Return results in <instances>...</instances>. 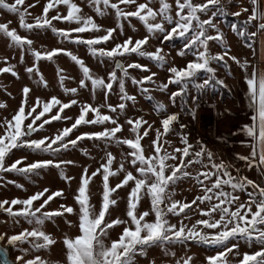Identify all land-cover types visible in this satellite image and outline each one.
I'll list each match as a JSON object with an SVG mask.
<instances>
[{"label": "snow or ice", "instance_id": "1", "mask_svg": "<svg viewBox=\"0 0 264 264\" xmlns=\"http://www.w3.org/2000/svg\"><path fill=\"white\" fill-rule=\"evenodd\" d=\"M250 2V11L243 7L229 12L228 6H235V0H227V4L224 0H47L42 12L33 14L30 9L40 0L33 3L0 0V12L18 20V28L11 27L12 20L0 22V35L6 38L7 46L18 50L16 64L9 63L8 57L2 58L5 66L0 67V74L10 73L20 80L18 66H23L36 88H47L49 82L40 63L53 61L60 54L70 58L79 70L78 77L65 75L63 68L57 70L59 86L69 96L67 101L55 95L42 98L35 95L32 85L25 84L17 108L10 114L0 112V174L36 176L44 170L58 169L60 178L70 186L76 177L68 175L65 168L77 162L63 157L77 148L89 156L88 150L81 146L85 140L103 153L99 166L91 172L89 166L81 165L71 205L60 203L56 209L49 207L55 198H67L65 189L44 188L26 198L0 200V213L6 214L3 224L11 219L13 225H21L23 221L30 226L21 225V230L14 234L0 232V264H141L143 260L156 264L155 258L150 257L151 250H159L161 264H194L193 247H202L206 252L201 264H264V182L240 176L241 169L231 162H217L202 141L190 142V133L185 131L188 126L180 123L181 113H169L163 102L155 101L153 105L161 117L159 127L143 116L127 114L128 102L132 106L137 103V95L129 94L126 87L130 80L138 87L139 95L149 101L155 100L153 91L167 92L169 85H177L178 90L168 94L171 106L175 107L179 98L181 111L186 110L195 118L188 107L191 90L198 94L217 88L231 91L212 66L222 64L231 72L230 60L242 70L250 112L249 123L237 130L244 134L241 144L249 149V154H237V159L245 162V169H255L264 177V67L232 55L230 48L223 47L225 33L219 26L229 15L239 18L242 13L248 14L247 19L231 22L229 27L255 55L257 36L264 44V6L261 0ZM85 8L93 10L95 16L113 18L115 26L98 23L93 15L85 13ZM133 19L145 29L146 34L140 38L126 35L125 24L137 33ZM54 21L67 26L58 28ZM20 30L27 34L21 35ZM49 30L60 43L85 47L104 65L106 75L96 74L71 49L34 47L36 41L31 34ZM120 36L125 39L117 42ZM152 40L158 43L150 51ZM210 41H219L223 50L213 53ZM109 42L111 47L107 46ZM177 42H180L177 55L192 57L182 67L170 62L174 60L171 51ZM133 55L164 69L169 73L167 82L154 89L147 86L157 83L154 79L157 73L147 64L132 59ZM130 69L150 74L138 78ZM67 79L76 81L77 86H65ZM82 91L89 94V100L79 99ZM113 93L117 95V103L110 102ZM98 97L99 101L94 102ZM191 99L195 103L198 95ZM73 106H78L75 117L65 111ZM7 108L6 102H0V109ZM54 121L71 123L55 132H46V126ZM82 126H93L96 130L75 131ZM170 136L179 138L178 145ZM145 137L148 139L142 143ZM113 144L121 148L115 168L117 157L110 150ZM13 150L27 154L13 161ZM32 154L41 158L25 163ZM233 168L236 175L232 174ZM98 175L102 187L97 205L92 201L91 185ZM110 178H117L114 185ZM188 181L195 182L198 194L191 201L186 197L176 199L180 185ZM7 183L24 187L12 180ZM124 188L128 191L121 197L120 190ZM241 194L246 198L242 200ZM121 199L125 202L124 214L114 218L113 212L119 208ZM145 200L149 207L142 210ZM56 219H62L69 232L59 241L64 249L63 261L50 262L37 253L50 251L58 243L45 230L46 223ZM117 226L120 232L113 238ZM5 243L19 253L15 261L9 258Z\"/></svg>", "mask_w": 264, "mask_h": 264}, {"label": "rangeland", "instance_id": "2", "mask_svg": "<svg viewBox=\"0 0 264 264\" xmlns=\"http://www.w3.org/2000/svg\"><path fill=\"white\" fill-rule=\"evenodd\" d=\"M34 0H26V3H33ZM47 2V0H40L39 4H36L35 8L30 9V11L33 14H39L42 12V6ZM79 2V0H77ZM224 2L227 4V0H224ZM247 7L249 11L251 10V2L250 0H235V6H228L229 12H235L240 11L241 8ZM85 13L91 14L94 16V18L97 20L98 23L105 25L107 27H114V19L111 17H98L95 16V13L93 10L89 8L84 9ZM53 14L50 12V15ZM246 13H242L239 18L229 15L226 17V22L220 24L221 30L225 33V40L223 47L233 48L235 51L237 47L241 45L240 40L237 39L235 34L229 33L230 27L229 24L231 22H237L243 21L247 19ZM31 20V17L29 18ZM7 20H12L11 27H17L18 28V20L15 16L8 14L6 12H0V22H6ZM133 23L136 24L137 27V33H133L131 28L125 24V32L126 35H132L134 39L140 38L143 35L146 34L144 27L142 24L135 19H133ZM54 24L58 28H64L67 25L65 23H61L58 21H54ZM232 33V32H231ZM21 35H26L23 30H20ZM214 34V33H213ZM87 35V34H84ZM230 35V36H229ZM31 37L36 41L34 44V47H37L40 50H51L52 48L57 47H63L71 49L75 54L80 56L82 59L85 60L86 64L89 65L93 71L98 75H106L105 67L104 65L99 63L98 58L92 57L87 49L83 46H76L68 43H60L58 38L51 33V31L47 32H39V33H33L31 34ZM230 38V39H229ZM125 39L124 36L119 37V41H122ZM230 40V43H229ZM158 41L152 40L150 41L151 47L148 48V50H154L156 44ZM8 42L6 38H4L2 35H0V67L5 66L3 57H8L9 63L16 64L18 61V50L10 49L8 46ZM41 45L44 46V48H41ZM210 50L213 53L220 52L223 50V47L220 45L219 41H210ZM108 47L112 46V43L109 42L107 45ZM147 47V46H146ZM180 47V42L176 43V47L172 49L171 51V57L174 58V60L170 61L171 63H174L175 66H184L187 59H192L191 56L187 58H181L177 55L176 49ZM165 51H168V45L165 44ZM15 56V59H12V57ZM132 59L138 60L142 64H147L152 72H156L157 76L154 78L156 80V84L147 85L150 88H156L158 84L160 83H166L167 82V76L169 73H167L164 69H160L157 66H155L154 62L149 61L147 59L136 57L135 55L132 56ZM106 63H110L106 61ZM31 64V60L29 59V65ZM230 65V61H229ZM214 68H216V75L219 76V73H222V70L227 73L228 70L225 68L222 64L212 65ZM58 68H63L66 70L65 75L72 76V77H78L79 70L78 66L74 64L68 58L67 56H64L63 54H60L58 58H54L53 61H41L40 63V69L43 73L45 79L49 82V86L47 88H44L43 86H40L39 88H36V85L32 84V81H30L27 78V74L23 70V66H18V71L20 72L21 79L17 80L15 77H12L10 73H4L0 74V102H6L8 105L7 110L0 109V112H3L4 114H10L14 109L17 108L20 99H21V88L25 84H30L34 87L35 95H39L42 98H49L52 95H55L59 97L61 100L67 101L69 99L68 95H65L62 91V89L59 86V76L57 74ZM222 69V70H221ZM133 75H136L138 78L143 75H148L150 73H144L140 70H129ZM65 86L67 87H76L77 82L73 81L72 79H67L65 81ZM115 87V86H114ZM127 90L129 94H135L137 95V103L135 106H132V102L129 103V107L127 109L128 116H135L140 117L143 116L145 119H147L150 123L155 122L154 127H159L160 124V115H158L153 110V105L155 101H160L165 103L168 106V112H180V123L186 124L188 127L185 129L186 132L190 133V142L193 144L196 143L197 140L202 141L208 149H210L214 153V157L216 158L217 162L220 160H223L224 162L228 163L229 159L227 158L226 152H225V146L223 143L216 141L211 132V111L213 104L219 99L224 98V92L222 91V88H217L216 90L208 89L203 94H198L195 89L191 90V96H197L198 100L193 103L191 96L189 97L188 107L191 109L192 112L195 113V118L191 114H189L186 110L181 111L180 104H179V98H177V105L175 107L171 106L169 100H168V94L172 91H177L178 86L175 84L169 85L167 92H160V91H153L152 95L155 97L154 101L147 100L144 96L139 95V90L137 86H133L131 81L129 80L126 84ZM118 92V88L116 90ZM9 93L11 95H9ZM80 100H89V94L87 92L82 91V93L79 96ZM99 97L97 101L98 102ZM111 103H117L118 98L115 93H113L110 97ZM68 115H71L73 117L78 115V106H73L71 109L65 110ZM120 121L123 123L124 117H120ZM65 123H71L69 122H63V121H54L51 125L46 126V132H55L58 128H62L65 126ZM96 130L93 126H82L78 130H75L76 132L79 131H92ZM46 134V133H44ZM152 136H154V133H150ZM75 135V132L74 134ZM127 135V132L125 133ZM148 137H145V141H142V143L146 142ZM170 140H172L174 143L178 145L179 138L176 136H170ZM81 146L83 148H86L89 152V156H85L79 148L76 150L70 151L69 154H67L65 159H73L77 163L75 166H67L65 168V171L68 175L76 177V180H73L71 185L69 186L64 180L60 178L59 170L58 169H51V170H44L40 175L36 176H24L19 173L10 172V173H3L2 175L3 179H0V200L4 199H13V198H26L27 196L34 194L37 191H41L44 188L50 189V191H55L58 189H65L66 192V199L63 197L55 198L53 202L50 203L51 209H56L60 203H67L71 205L73 203L72 199V191L77 187V181L79 179V176L81 175V165L89 166V172L94 170L96 167L99 166V163L101 162V156H103V153L99 151L98 148H95L92 145L91 141L85 140L81 142ZM126 149V146H124ZM110 150L113 152V154L117 157V162H114V168L117 166L120 157H121V148L120 146H117L113 144L110 148ZM15 155L12 157V160L14 161L17 158H20L27 153L23 150H13ZM41 158L36 156L35 154L29 155V159L25 161V163L31 162L34 159ZM11 162V161H10ZM236 168H240L241 171L239 173L240 176L247 175L250 179H253L254 181H260L264 182L259 175L255 173L254 170H247L241 167V165L234 164ZM199 166H197V169ZM191 171L195 172L196 169H190ZM232 174L236 175L235 168L231 169ZM111 183L114 185L117 178H110ZM16 181L19 184H22L23 188L16 187L15 184L7 183V181ZM94 183L91 185V191H92V201L93 203H96L97 205L101 201V187H102V178L98 175L97 177L93 178ZM128 189L124 188L123 190H120V196L124 197L127 193ZM199 188L195 184L194 181H188L182 185H180V189H178V195L176 196V199H182L187 198L188 201H191L195 195L198 194ZM246 197L244 194H241V199H245ZM119 208L116 209L113 212V217L116 216H122L124 214L125 209V202L123 199L118 201ZM19 207V206H17ZM149 207V202L145 200L142 203V210ZM201 207H204L201 205ZM6 218V214L0 213V232L7 231L9 234H14L16 232H19L22 227H30L28 224L21 222V225H13L11 219L8 220V223L5 225L2 223L4 219ZM74 219V217H71ZM195 219V217H194ZM173 222H175V218L173 219ZM32 227H35L33 225ZM45 230L54 236L55 239H57L58 243L51 247L50 251H42L40 254L42 258L50 261V262H56V261H63L64 259V249L61 243L59 241L62 239L63 234L69 232L68 226L64 223L62 219H56L50 222L46 223ZM74 232V230H73ZM120 232V227L117 226L115 231L112 233L113 238L116 237V235ZM72 234V233H69ZM4 247L8 248L10 258L15 261L17 255L19 253L9 247L6 243L3 245ZM248 250V249H244ZM191 253L195 254L194 256V264H201V261L204 260V257L206 255L205 250L202 247H193L191 249ZM150 257L155 258L156 264H161L162 256L159 253V250H151L150 251ZM141 264H148L147 260H143Z\"/></svg>", "mask_w": 264, "mask_h": 264}, {"label": "crops", "instance_id": "3", "mask_svg": "<svg viewBox=\"0 0 264 264\" xmlns=\"http://www.w3.org/2000/svg\"><path fill=\"white\" fill-rule=\"evenodd\" d=\"M261 4L264 6V0H261ZM231 32L232 31L229 30L230 35H233L234 33ZM237 39L240 40L241 45L234 51L229 44L231 54L240 57L241 59L247 58L248 61L253 63L259 62L260 66L264 67V44L260 42V36H257L256 38L255 55L253 49L248 48L239 37H237ZM230 67L231 72H229L228 68L227 73L221 69L222 73H219L218 76L225 81V83L231 88V91L224 89L226 92L224 98H219L213 104L215 107H212L210 115L211 132L216 141L224 144V149L229 162L241 165V167L244 168L245 162L237 159V154L246 156L249 154V149L242 146L241 141L245 139V136L242 132H237V130L240 129L242 125L249 123L250 112L245 97V85L242 79V70L232 61H230ZM249 71H251V69H249ZM234 132H237V134L233 135ZM253 170L262 180H264V177L261 176L259 171L255 169Z\"/></svg>", "mask_w": 264, "mask_h": 264}, {"label": "trees", "instance_id": "4", "mask_svg": "<svg viewBox=\"0 0 264 264\" xmlns=\"http://www.w3.org/2000/svg\"><path fill=\"white\" fill-rule=\"evenodd\" d=\"M222 91L224 92V95H225V94H226L225 90H224V89H222Z\"/></svg>", "mask_w": 264, "mask_h": 264}, {"label": "water", "instance_id": "5", "mask_svg": "<svg viewBox=\"0 0 264 264\" xmlns=\"http://www.w3.org/2000/svg\"><path fill=\"white\" fill-rule=\"evenodd\" d=\"M9 258H10V255H9ZM11 259V258H10ZM12 260V259H11ZM13 261V260H12Z\"/></svg>", "mask_w": 264, "mask_h": 264}]
</instances>
